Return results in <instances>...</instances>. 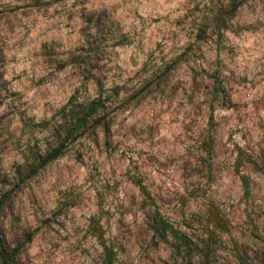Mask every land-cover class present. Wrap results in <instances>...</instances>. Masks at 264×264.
Instances as JSON below:
<instances>
[{"label": "rangeland", "instance_id": "1", "mask_svg": "<svg viewBox=\"0 0 264 264\" xmlns=\"http://www.w3.org/2000/svg\"><path fill=\"white\" fill-rule=\"evenodd\" d=\"M0 200L8 264H264V0H0Z\"/></svg>", "mask_w": 264, "mask_h": 264}, {"label": "trees", "instance_id": "2", "mask_svg": "<svg viewBox=\"0 0 264 264\" xmlns=\"http://www.w3.org/2000/svg\"><path fill=\"white\" fill-rule=\"evenodd\" d=\"M98 107H96L94 104L87 105L83 110L79 112L74 113V115L70 116V126L75 127V129L82 127L85 125L93 116L94 114L97 113ZM63 145H61L62 147ZM61 147L53 151L50 155H48L43 161H42V166H45L47 163H49L51 160H53L56 155L61 151ZM2 200H0L1 204ZM155 223L157 224V230L162 229L164 232V235H162L163 239H166L165 235V228L163 226L162 228V223L163 222H158L155 219ZM182 244L189 246V240L187 238H183L181 241ZM114 256L113 249L110 247H106V254H105V259L104 263L105 264H112V258ZM0 261L1 264H8L9 261V254L5 248L4 241L0 235ZM200 264H211V258H210V253H203L201 255V261Z\"/></svg>", "mask_w": 264, "mask_h": 264}]
</instances>
